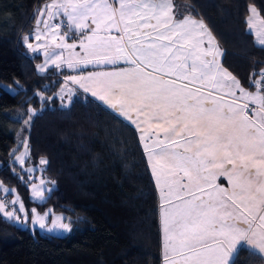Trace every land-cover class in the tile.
Returning <instances> with one entry per match:
<instances>
[{
	"label": "snow or ice",
	"instance_id": "6c2138e0",
	"mask_svg": "<svg viewBox=\"0 0 264 264\" xmlns=\"http://www.w3.org/2000/svg\"><path fill=\"white\" fill-rule=\"evenodd\" d=\"M44 12L66 17L63 29L60 22L37 21L52 37L44 46L47 63L61 68L64 51L79 47L82 60L70 57L68 68L94 63L116 69L66 79L140 130L167 205L164 264H232L245 245L264 259V69L251 81L256 91L243 87L218 61L211 31L190 12L179 13L174 0H53L38 9ZM250 12L251 29L257 14L254 7ZM73 35L78 41L68 43ZM257 35L264 45V31ZM23 146L26 153L27 140ZM25 153L16 160L23 163ZM220 177L229 187L217 183ZM33 193L44 199L40 188ZM16 212H26L19 198L0 202L4 218L19 220ZM44 221L34 216L41 229ZM54 226L69 230L68 224Z\"/></svg>",
	"mask_w": 264,
	"mask_h": 264
},
{
	"label": "trees",
	"instance_id": "16d2710c",
	"mask_svg": "<svg viewBox=\"0 0 264 264\" xmlns=\"http://www.w3.org/2000/svg\"><path fill=\"white\" fill-rule=\"evenodd\" d=\"M48 1L0 0V85L11 89H0V183L28 207L69 215L72 228L41 234L0 214V264H163L160 194L138 129L80 88L69 105L61 104L56 93L67 69L39 72L42 55L26 44ZM174 2L203 21L222 51V66L254 89L264 46L246 21L251 6L264 20V0ZM25 140L28 155L17 163ZM42 158L41 174L53 186L39 203L30 198L27 168ZM232 264L264 259L240 247Z\"/></svg>",
	"mask_w": 264,
	"mask_h": 264
},
{
	"label": "rangeland",
	"instance_id": "374dc122",
	"mask_svg": "<svg viewBox=\"0 0 264 264\" xmlns=\"http://www.w3.org/2000/svg\"><path fill=\"white\" fill-rule=\"evenodd\" d=\"M52 2H53V0H50V1L46 2V3H44L41 6L40 9H45V6L47 4L52 3ZM251 7H254V6H251ZM256 14L257 15L253 19L254 27H252L250 29L249 28V24L247 23V29L254 35L256 43L258 45H260V46H264V45H261L259 43V40L262 37L257 35V32L264 31V26H262L260 24V21L262 20V18L258 14L257 9H256ZM250 16H252L251 12H249L247 20H248V18ZM65 19H66L65 17L63 19L61 16H57L55 19H52V18H49L46 15V12L38 13V16H37V19H36V22H35V26H34V32L35 33H32V36L34 34L41 35V39L39 41L36 40L33 43L30 40L26 39L27 46L29 44L32 45L31 48L28 46L29 50H31V52L44 53V46H51V43H52L51 34L48 33V30H47V28L45 26V23H43V22L37 23L38 20L39 21H47L48 25H51V24L55 23V21L56 22H60L61 25H62L63 20H64V24H65ZM62 29H63V26H62ZM47 37H49L48 40L47 41H43ZM78 39H79L78 36L75 37L73 35L70 39L67 40V42L68 43H72L74 40L78 41ZM33 49H36V50L34 51ZM218 50L221 52V50L219 48H218ZM259 79H260V76H258L256 78V80H259ZM73 88H74V83H72L71 81H68L67 79H65V81L63 82V84L61 85V87L59 88V90L56 93L57 97H59V99L61 100V104L65 105V106L69 105V103L71 101V97H72L73 92H74ZM249 91H256V88H254L252 90H249ZM96 98H99V97H96ZM99 102L101 104L105 105L107 108H109L113 112H115L117 115L120 114L116 109H112L109 105H107L103 101H99ZM21 153H25V148H24L23 145L21 147V150L16 154V156L14 158L15 162L21 163L20 161L16 160V157L20 156ZM27 155H28V149H27V152L25 153V156L22 157V159L25 160ZM146 156H147V160H148L149 166H150V168L152 170L151 161L149 159L148 153H147ZM43 167H44V164H41L39 162L37 165H31V166H29L27 168V171L29 173V177H30V180H31V182H30V198L33 201L39 202V203L43 202L46 199V192H48L53 186L51 181H49L48 179H46L45 177L42 176L41 173H42ZM30 169H36V170L35 171H29ZM33 187H38V188L41 189V191L43 192V196H44L43 200L34 197ZM5 189H9L11 191H5ZM17 198H19V196H18V194H17V192L15 191L14 188H12L10 186H6V185L0 183V202L7 203V202H11V201L17 200ZM19 200L21 201L20 198H19ZM11 207H12V205L9 204L7 210H11ZM15 207L18 208V204L15 205ZM25 209H26V212H24V213L16 212V216H19V220H16L15 218L9 219V220H11L12 222H14L15 224H17L19 226L29 227L31 229V231H35L36 230V231H38L41 234H52V235H59L60 236V235H65V234H67V233H69L71 231V228H72V225L70 223L71 217L69 215L65 214L64 212H54L50 207L47 208L46 210L40 212L36 208L28 207L26 205H25ZM32 209H36V213H33ZM35 215H39L41 217H45V221H44L45 222V228L44 229H41L39 227L38 223H34L33 222ZM60 223L68 224L69 225V230L61 229L58 226H54V225H59ZM49 229H51V231H49Z\"/></svg>",
	"mask_w": 264,
	"mask_h": 264
},
{
	"label": "crops",
	"instance_id": "0c3cea01",
	"mask_svg": "<svg viewBox=\"0 0 264 264\" xmlns=\"http://www.w3.org/2000/svg\"><path fill=\"white\" fill-rule=\"evenodd\" d=\"M175 5H176V10H177L179 13L184 14V15H187V14L185 13V11H184L179 5H177L176 3H175ZM181 11H182V12H181ZM61 17H62V16H61ZM62 18L64 19V17H62ZM65 18H66V17H65ZM55 23H56V21H55ZM65 23H66V19H65ZM63 25H64V20H63L62 26H63ZM33 33H35V32H33ZM35 36H36V34H34V35L32 36V39L30 40L32 43L36 41ZM74 36L76 37L77 35H74ZM48 38H49V37H47V38H46L45 40H43V41H47ZM39 48H40V47H39ZM57 51H59V50H57ZM218 51H219V50H218ZM34 53H39V54H41V55H42V58H43L42 62L38 65V71H39V72L42 73V72H44L45 70H47L48 68H50V67H54V66H52L50 63H47L48 58L44 55V53H40V52H34ZM219 53H220V54L218 55L217 59H218V61L221 63L222 51H221V52L219 51ZM83 56H84V53H83V51H82L81 49H79V47H77V48H76L74 51H72V52H69L68 50H65V51H64V61H63L62 65H61V67L67 69V71H68V73L65 75L64 81H65L66 77L69 76V75H72V76H83V77H87L88 74H89L90 72H103V71H113V70H116V69L114 68V66H112V65H103V64H101V65H96V64H94V63H91V64L80 63L76 68H72V69H70V68L67 67V60H68L70 57H71L73 60H82ZM120 65H121V66H124V65H123V61L120 62ZM75 88H80V89L83 90V88H81V87L79 86V84H78V85H77V84H74V88H73V89H75ZM83 91H84V90H83ZM86 93L89 94L91 97H93V96L91 95V92H86ZM93 98L96 99L97 101H100L99 98H96V97H93ZM119 116H120L121 118H123L124 120L130 122L131 124H133V125L136 127V124H134V123H133L131 120H129L127 117H124L123 115H120V114H119ZM133 117H135V114H133ZM145 127H146V126H145ZM136 128H137V127H136ZM138 131H139V133H140V135H141V132H140L139 129H138ZM150 131H154V130H150ZM160 135L163 136V133H161ZM141 139H142V138H141ZM142 143H143V146H144V148H145V140H144V139H142ZM148 143L150 144L151 142L148 141ZM145 152H146V150H145ZM146 155H147V152H146ZM155 180H156V178H155ZM217 183L221 184V185L224 186V187H229L227 180H226L225 178H223V177H220V178L217 180ZM156 185H157V187H158L159 194H160V200H161L160 213H159V215H160V227H161V234H162V255H163V264H164V243H165V241H164V236H163V232H162V208L167 207V205H165V203H164V200H163V198H162V193H161V191H160V184H158L157 180H156ZM173 200H174V202H175V198H173ZM240 247H246V248H248V249H250V250H252V251L258 253L257 250L254 249L253 247H250V246H246V245H245V246H238V249H239ZM258 254H259V253H258ZM234 256H235V254H234ZM234 256H233V258H234ZM232 260H233V259H232Z\"/></svg>",
	"mask_w": 264,
	"mask_h": 264
}]
</instances>
